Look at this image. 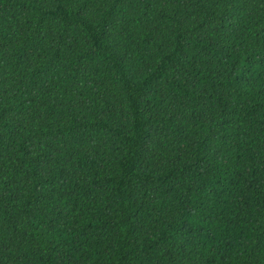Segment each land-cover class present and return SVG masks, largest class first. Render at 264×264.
Here are the masks:
<instances>
[{
	"label": "trees",
	"instance_id": "1",
	"mask_svg": "<svg viewBox=\"0 0 264 264\" xmlns=\"http://www.w3.org/2000/svg\"><path fill=\"white\" fill-rule=\"evenodd\" d=\"M0 264H264V0H0Z\"/></svg>",
	"mask_w": 264,
	"mask_h": 264
}]
</instances>
